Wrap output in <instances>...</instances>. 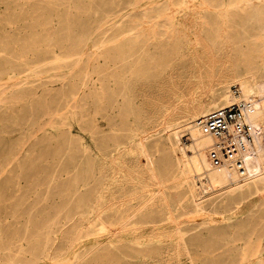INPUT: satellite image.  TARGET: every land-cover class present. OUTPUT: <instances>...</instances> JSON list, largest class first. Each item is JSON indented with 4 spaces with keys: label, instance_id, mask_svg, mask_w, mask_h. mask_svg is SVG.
<instances>
[{
    "label": "rangeland",
    "instance_id": "1",
    "mask_svg": "<svg viewBox=\"0 0 264 264\" xmlns=\"http://www.w3.org/2000/svg\"><path fill=\"white\" fill-rule=\"evenodd\" d=\"M111 1L116 4H112ZM129 1L132 2L133 5L127 3ZM156 1L157 2L154 3L148 0H98L97 2H99V6L101 4L103 11L94 14L93 12L87 11L80 12V8L88 7L91 0H88V3L86 0H76V2L72 0H57V4L55 5L48 4L46 0H0V70H2V72L4 71L1 80H5L0 81V84H3L0 86V264H74L77 257L89 253V251L94 248V245L98 247V249L83 258L79 264H93L96 261L95 258L97 260L100 259L99 264H156L155 261L159 259L158 257H164L165 255L167 256L168 253L170 254L173 252V250L172 252H165L163 255L160 254L161 256H156L154 258L126 255L121 260L119 247H117L118 249H114L108 242L116 236H118L119 239L120 235L103 228L99 220H91L90 223H84L81 218L82 214L77 211L75 203V200L83 191L88 192V189L93 186L82 185V170L87 165H92L93 161L99 159L105 145H107L109 149H112L117 141H127L125 139L130 132V126H134L137 120L143 118L141 109L139 110L136 104L132 106L129 102L124 101L117 90L120 86L119 69L123 56V53H121L123 51L122 45L115 43L114 46L113 42L105 46L99 45L97 42L100 41L101 34H98L103 28L112 27L119 19L126 22L131 18L130 25L133 26L138 24L137 31L141 33V36H134L135 38L132 36L133 39L131 38L132 41H136L135 39L139 40L132 44V47H134L133 50L135 51L138 49L137 46L140 45L139 43L143 42L149 45V52L156 55L158 53H160L158 55L166 54L172 49L171 47L175 48L176 44H180V42L187 38L182 34V28L180 26H175L171 23L170 14L173 13L175 5L169 3L170 0ZM210 2H208V4L207 2L204 4L198 1L194 4L193 2L190 3L191 6L196 5L202 7L204 5L205 8L208 7L210 9L203 11L204 19L202 22V29L204 30L207 27L204 32L215 40L223 39L224 37L219 36L218 33L224 31L231 40H243L242 43H237V45H242L244 49L241 55L240 52L236 54L241 56L242 61L247 62V66L250 67V69L255 68L256 64L263 58L264 53L256 49L260 45L261 37L257 38L251 36V31L255 29V26H252V24L248 22V11L246 10L242 14L243 17L240 26L236 27L233 26L234 17L231 16L232 19L230 17L227 18L230 15V11L228 13L227 10H223L225 5L221 3V0H211ZM92 5L95 8L97 6L96 4ZM66 8L67 11H64ZM112 9H114V13L110 11ZM41 10L48 18L46 21L49 23V28L55 30H58L57 26L63 25L64 23L77 24V30L79 31L82 28L81 25L90 26V29L88 27H83L85 34L88 35L87 43L83 46V53L85 57H88L95 49L99 53L97 52L94 56V60L89 61L90 64L79 61L80 67L85 69V73L90 71L87 73V78H85L83 70H81V74H79L80 72L78 70V72L76 71L74 64L69 63L72 58L67 59H70L68 65L65 64L59 67L54 66L50 57L43 52H41L40 55H36L28 50L24 51L23 53L26 54H23L21 57V55L18 54L20 50V44L18 42L19 45L15 43L10 44L11 48L6 42L7 45H4L5 43L2 41L9 36L10 38L15 37L13 39L21 38L29 29L26 25L30 22L32 16L35 17V14L39 15L38 13H41ZM162 11L165 12L166 15L164 14L161 18L156 19L157 13ZM67 14L69 16V21L65 19ZM108 14L110 19L106 21ZM223 17L226 23L228 21L229 25L228 23L226 24L227 26L225 25ZM227 19H230V21ZM6 20L8 21L6 22ZM101 22L104 23V27L96 30L94 26ZM26 27L28 29H26ZM114 29L110 28L106 33V37L109 38L112 36L113 32H116L118 29V26L114 27ZM248 30L250 31L249 33H247ZM235 31H241L242 37L233 36ZM73 38H77V32L73 33ZM146 40L148 43L145 42ZM255 41L258 42L254 44ZM253 44L255 47L251 46ZM65 45L67 44L61 43L59 46H56L55 50L57 52L55 55H64L65 52H63V49H66L64 48ZM97 46H99V49ZM250 47L251 49H249ZM3 48H7L8 52H6L7 49L2 50ZM103 50L106 55L105 53L103 54ZM19 55L20 57H18ZM50 56H53V54ZM50 61L51 63H49ZM112 65L114 67H112ZM40 66L41 68H39ZM117 75L118 77H116ZM80 78L83 80L80 81ZM148 78L152 79L153 76L150 74ZM107 80H109L110 83H108L109 81L106 82ZM78 84H80V86ZM5 88H7V90ZM237 88L238 86L236 85L232 86L233 90ZM89 90L93 91L90 92ZM105 90L106 92H104ZM70 93L71 96L69 95ZM85 95L86 97H84ZM65 96L68 98L66 99ZM92 97L98 100L95 101ZM85 102H90L89 105L91 103L93 105H87V107ZM122 104H124V106ZM124 110L127 112H124ZM137 114L140 115L138 116ZM88 119L98 126L93 122L91 123ZM129 122H132V125ZM181 142L182 144L190 143L187 132H183ZM163 155V153L157 155V161L162 167H164V161L161 162ZM126 158L128 159V163L132 162L130 155H127ZM144 161L146 162L145 159H143L142 162L145 163ZM76 177L78 184H76L74 180ZM203 181H205V179ZM197 183L199 186L202 185L201 180H197ZM65 184H68V186L71 185L72 187L69 186L68 188ZM178 185L179 184H172L169 192L171 191L170 194L173 195L172 197L175 200L183 199L184 196L183 202L188 206L184 210H178L180 213L179 216H181L179 221L169 222L166 220H157V222L154 223L145 222L133 232L136 235L141 233L142 236H148L163 230L171 231L178 225L182 226L185 228V231H188H186L187 234H185V236L188 242L187 247L190 250V255H184L181 264H219V262L220 264H231V257L236 255V250H230V246L225 244V240H220L218 237H215V235L213 237L215 232L226 231L228 229V223H239L241 220H246V224L248 225L247 228L249 229L250 227L249 230L252 231L253 227H255L256 233L263 235L264 239V226H262L264 220H261V218H264V212H262L264 210V203H262L264 200L263 190L253 194L251 200L243 203L242 207L239 209L235 208L234 205L231 207H218L216 208L218 211L215 210L218 204L213 206L214 208L210 207L208 209L210 212L203 213L200 216L201 221L205 219L204 222L207 223L200 224L201 222L200 220H196V216L188 214V210L191 209L190 207L192 204L187 197L185 187L180 186L179 188ZM128 188L129 187H127V189ZM202 194H205L208 198H214L220 202L222 201V199L220 200L221 197L215 198L208 196L205 189L202 190ZM219 201H217V203H219ZM257 203H259L260 206L259 204L256 205ZM256 206L257 208H255ZM258 206L260 208H258ZM223 207L226 210H224ZM213 211L215 212L213 213ZM67 214H70L72 218L67 219L65 217ZM158 216L159 214H157V217ZM211 219H213L215 223L213 221H208ZM91 223H94L93 229L88 232V234H81L75 241L74 235L78 232L80 225L84 226L83 228L86 229ZM17 230H19L20 234L14 235ZM32 231H36L39 234L38 236H40L41 244H43L44 240L48 237L50 241L47 252L40 251L34 255L31 254L29 243L32 239ZM131 246L135 247L136 245H131L129 241H126L124 244V248L128 252H130ZM163 246L165 248L166 244H162L161 246L160 243L156 241H149L148 244H143L140 248H143L145 251L147 247L159 248ZM169 247L171 248L172 245ZM153 253H155V251H153ZM118 258L120 260H118ZM145 260L147 261L145 262ZM167 263L172 264L173 262H162L160 264Z\"/></svg>",
    "mask_w": 264,
    "mask_h": 264
},
{
    "label": "bare ground",
    "instance_id": "2",
    "mask_svg": "<svg viewBox=\"0 0 264 264\" xmlns=\"http://www.w3.org/2000/svg\"><path fill=\"white\" fill-rule=\"evenodd\" d=\"M56 1L57 0H46V2L50 5L57 4ZM72 1L76 2V0ZM86 1L88 3V0ZM97 1L98 0H91L88 7L80 8V12L87 11L97 14L98 12L103 11V7L101 6V4L99 6V2ZM148 1L154 3L157 2L156 0ZM196 1L204 4L207 2L208 4V2H210L211 0H170L169 3L175 5V7L173 8V13L170 14L171 23L172 25L180 26L182 28V34L187 38L184 41L180 42V44H176L175 48L171 47L172 49L167 52L168 54H152L149 52V45L144 44L143 42H140V45L137 46L138 49L134 51V47H132V44L134 42L136 43L138 39H135L136 41H132L131 38L132 36H141V33L137 31L138 24H135L133 26L130 25L131 18H129L126 22L122 21V19H119L112 25V27L103 28L98 34H101V39L99 38L100 41L97 42L96 40V42L102 46H105L110 42H113L114 46L115 43L122 45L123 51L121 53H123V56L119 69L120 75L118 73L120 83L118 84L120 86L117 90L124 101L129 102L132 106L136 104V106L139 107V110L141 109L143 118L137 120L134 126H130V132L128 131L129 134L125 139L127 141H117L112 149H109L108 146L105 145V148L100 154L99 159L93 161L92 165H87L82 170V185L93 186L88 189V192L83 191L81 195L75 200V203L77 206V211L82 214L81 218L83 219L84 223H90L91 220H99L103 228L111 230L117 235H120L119 239L118 236H116L115 238L110 239V241L108 242L111 246H113L114 249L119 247L121 260L126 255L137 257L148 256V258H154L156 256L163 255V253L165 252H172L173 250V252L170 254L168 253L167 256L165 255L164 257H158L159 259L155 261V263L160 264L162 262L172 261V264H181L183 261L182 257L184 255H190V250L187 247L188 242L185 236V234H187V230L185 231V228H183L182 226L178 225L171 231L163 230L148 236H142L141 233L136 235L133 232L136 231L137 228L145 222L154 223L157 222V220H166L169 222L179 221V218L181 216H179L180 213L178 212V210H184L188 206H186V203L184 204L183 202L185 198L184 196L183 199L177 200L172 197L173 195L170 194L171 191L169 192L172 184H179V188L180 186L185 187L187 197L192 204L191 207L189 206L191 209L188 210V214L196 216V220H200V224L207 223L204 222L205 219H202L203 221H201L200 216L203 213L210 212L208 211L210 207L218 204L215 207V210H217L216 208L221 206L231 207L232 205H234L235 208L239 209L240 207H242L243 203L251 200L253 194L257 192L259 193L260 190L264 191V56L256 64L255 68L250 69V67L247 66V62L242 61L241 56H238L239 54H236L237 52H240L241 55V52L244 48L240 44L237 45V43H242L243 40H231L230 38H228L229 36L225 31L218 33L219 36L224 37L223 39H212L211 36L204 32L207 27L204 30L202 29V22L204 19L203 11L209 8H205L204 5H201L202 7L190 5L191 2H193L194 4L196 3ZM111 3L116 4L113 1H111ZM127 3H131V5H133V3L130 1ZM221 3L226 6H224V8L222 7L223 10H227L228 13L230 11V15L227 18H231V16L234 17L233 26L236 27L240 26V22L243 17L242 14L246 10L248 11V22L252 24V26H255V29L251 31V36H255L257 38L261 37L260 45L256 49H259L261 53H264V0H221ZM92 4H96V8ZM158 10L160 11L159 8ZM64 11H67V8L64 9ZM110 11L114 13V9ZM38 14L39 15L35 14V17H30V22L26 25L27 27H29V29L26 27V29L28 30L24 35H22L21 38L19 37L17 39H13L15 37L10 38L9 36L2 42H6L9 45L13 43L17 45L19 43L20 50L18 51V54H20L21 57L23 54H26L23 52L28 50L35 53L36 55H40V53L43 52L45 53V55L50 57L54 66L60 67L61 65L64 66L65 64L68 65L69 63H73L76 71L78 70L80 72L79 74H81V70H83L85 73V69L80 67L79 61L89 63V61L94 60L93 58L98 52L95 49V51L88 57H85L83 53V46L87 43L88 40V35L85 34L83 29L87 27L90 29V26L81 25L82 28L79 31L77 30V24L64 23L63 25L57 26L58 30H55L53 28H49V23H47L46 21L48 18L46 14L42 12V10L41 13ZM164 14L166 15V13L163 11L158 12L156 19L161 18ZM68 18L69 16L67 14L65 19L69 21ZM109 19L110 16L108 14L106 21ZM227 20L230 21V19ZM7 21L8 20H6V22ZM227 23L225 21V25ZM116 26H118L116 32H113L112 36H110L109 38L106 37L107 31L110 28L114 29V27ZM94 27L97 30L98 28L104 27V23L101 22ZM75 32H77L76 39L73 38V33ZM249 32L250 31L248 30L247 33ZM241 34V31H235L233 33V36L242 37ZM145 42L148 43L147 40ZM257 42L255 41L254 44H256ZM6 43L4 45H7ZM61 43L67 44L64 47L66 49H63V52H65V54L55 55V53L57 52L55 50V47L59 46V44ZM254 44L251 46L255 47ZM97 48L99 49V46H97ZM6 49L3 48L2 50ZM249 49H251V47ZM6 52H8V49L6 50ZM104 53L105 52L103 50V54ZM52 54L53 56H50ZM20 55L18 57H20ZM68 58H72L71 62H69L70 59L67 60ZM51 61L49 63H51ZM112 67L114 66L112 65ZM39 68H41V66ZM89 72H86L84 74L85 78H87L86 76ZM3 73L4 71L2 72V70H0V81H5L1 80L3 77ZM150 74L153 76L152 79L148 78ZM118 75L116 77H118ZM97 76L99 77V74ZM82 80L80 78V81ZM108 81L109 80H107L106 82ZM92 82L94 83L93 80ZM108 83H110V81ZM2 85L0 84V86ZM78 85L80 86V84ZM233 85L238 86V88L236 90H233ZM5 89L7 90V88ZM104 92H106V90ZM71 93L69 94L70 96ZM84 97H86V95ZM65 98L67 99L68 97L65 96ZM97 100L98 99H96L95 101ZM89 103L90 102L86 103V106H91L92 103L90 105ZM234 103H246L247 116L249 120L252 121L258 129H260V134L256 139L257 153L254 156L247 157L245 165L246 176L244 177H241L236 170H232L227 165L214 166L212 164L209 158V150L212 147L214 138L210 135L204 134L201 128L197 125V119L199 117L207 115L215 109L225 107ZM122 105L124 106V104ZM125 111L126 110H124V112ZM129 123L131 124L132 122ZM183 132L188 133L190 143L182 144L181 136ZM162 153L164 155L162 160H160L161 162L164 161V167L160 166L159 162L157 161V155ZM127 155H130V157L132 158V162H130V160V163H128V159L126 158ZM143 159L146 160V162L144 161L145 163L142 162ZM202 179H205V181H203ZM74 180L76 184H78L77 177ZM197 180H201V186L198 185ZM210 181H216L221 187L222 190L219 194H217L216 196L211 195V197L215 198L221 197V202L219 200H215L214 198H208L205 194H202L203 189H205V192L207 194V184ZM65 185L66 187L68 186V184ZM127 187L129 188L127 189ZM217 201H219V203H217ZM262 203H264V200L262 201ZM258 204L259 203H257L256 205ZM259 206L258 208H260ZM255 208H257V206ZM214 212L215 211H213V213ZM262 212H264V210ZM157 214H159L158 217ZM65 217L67 219L72 218L70 214H67ZM261 220H264V218H261ZM208 221H213V219ZM93 226L94 223H91L88 228L84 229V226L80 225L78 232L76 231L77 233L76 235H74V240L76 238L78 239V236L83 233L88 234V232L93 229ZM262 226H264V224ZM247 227L248 225L246 224V220H241L239 223H228V229L226 231L224 230L215 232L213 234V237L215 235V237H218L220 240H225V244L227 246H230V250H236V255H233L231 257V264H264L263 235L256 233L255 227H253L252 231L249 230L250 227L249 229ZM36 231H32V239L29 243V249L32 252V255L40 251L47 252V250L49 249L48 245L50 240L48 239V237L44 240V243L41 244L40 236H38L39 234ZM19 234V230L14 233V235ZM126 241H129L131 245H136L135 247L131 246L130 252H128L124 248V244ZM149 241H156L160 243L161 246L162 244H166V246L165 248L164 246L159 248L147 247L145 251L143 248H140L141 245L146 243L148 244ZM170 245H172L171 248L169 247ZM93 247L94 248L91 249L89 253L81 257L76 256L77 258L74 264L81 263V260L83 258L98 249V247H95V245ZM153 251H155V253H153ZM120 259L118 258V260ZM95 260L96 261L94 263L97 262L96 264H99L100 259L97 260L95 258ZM146 261L147 260H145V262Z\"/></svg>",
    "mask_w": 264,
    "mask_h": 264
},
{
    "label": "built area",
    "instance_id": "3",
    "mask_svg": "<svg viewBox=\"0 0 264 264\" xmlns=\"http://www.w3.org/2000/svg\"><path fill=\"white\" fill-rule=\"evenodd\" d=\"M204 134L214 138L209 158L214 166L227 165L241 177L246 176V159L257 153L256 139L260 134L247 116L246 103H234L215 109L197 119ZM216 181L207 184V194L216 196L221 192Z\"/></svg>",
    "mask_w": 264,
    "mask_h": 264
}]
</instances>
